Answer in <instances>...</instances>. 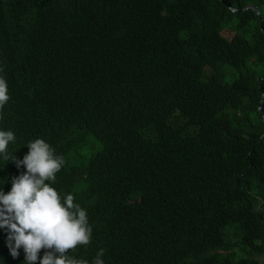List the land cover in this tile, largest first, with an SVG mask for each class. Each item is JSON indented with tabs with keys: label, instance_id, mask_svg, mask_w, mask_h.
<instances>
[{
	"label": "trees",
	"instance_id": "trees-1",
	"mask_svg": "<svg viewBox=\"0 0 264 264\" xmlns=\"http://www.w3.org/2000/svg\"><path fill=\"white\" fill-rule=\"evenodd\" d=\"M35 2L29 30L0 35L13 102L38 109L59 90L87 116L100 156L128 172L126 208L83 199L91 255L264 264V0ZM70 153L69 170L81 167L80 148Z\"/></svg>",
	"mask_w": 264,
	"mask_h": 264
},
{
	"label": "clouds",
	"instance_id": "clouds-1",
	"mask_svg": "<svg viewBox=\"0 0 264 264\" xmlns=\"http://www.w3.org/2000/svg\"><path fill=\"white\" fill-rule=\"evenodd\" d=\"M0 3V35L10 28L29 30L39 13L35 0ZM21 100L19 95L13 102L12 86L0 75V160L15 164L14 169L0 165V240L5 253V258L0 253V260L6 259V264H108L103 248L95 255L88 248L93 230L83 199H94L107 210L126 208L127 194L120 181L128 172L102 158V148L96 155L87 151L88 138L101 140L84 113L66 110L59 90L38 109L23 108ZM6 123L17 125L20 132L5 129ZM76 147L81 150L82 166L69 170L71 163L64 154L71 155ZM12 149L19 151L16 158L9 154Z\"/></svg>",
	"mask_w": 264,
	"mask_h": 264
},
{
	"label": "rangeland",
	"instance_id": "rangeland-1",
	"mask_svg": "<svg viewBox=\"0 0 264 264\" xmlns=\"http://www.w3.org/2000/svg\"><path fill=\"white\" fill-rule=\"evenodd\" d=\"M101 150V145L93 138L90 137L87 140V151L96 155ZM264 262V256L260 258Z\"/></svg>",
	"mask_w": 264,
	"mask_h": 264
},
{
	"label": "water",
	"instance_id": "water-1",
	"mask_svg": "<svg viewBox=\"0 0 264 264\" xmlns=\"http://www.w3.org/2000/svg\"><path fill=\"white\" fill-rule=\"evenodd\" d=\"M247 9H253V11H255L256 13H258L259 17L262 19L261 13L259 12V9L256 6L249 5V6H247ZM263 79H264V76H263L262 80ZM261 106H262V103H261ZM259 112H260L261 120L264 122V113H263V110L262 109H259Z\"/></svg>",
	"mask_w": 264,
	"mask_h": 264
}]
</instances>
